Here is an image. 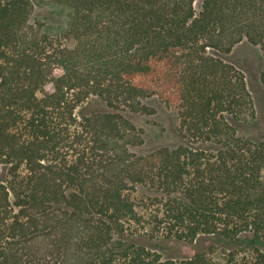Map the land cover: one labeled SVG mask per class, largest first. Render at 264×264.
Wrapping results in <instances>:
<instances>
[{
    "label": "trees",
    "instance_id": "trees-1",
    "mask_svg": "<svg viewBox=\"0 0 264 264\" xmlns=\"http://www.w3.org/2000/svg\"><path fill=\"white\" fill-rule=\"evenodd\" d=\"M58 1L52 34L0 0V264H264V140L239 134L254 98L222 57L264 52V0ZM92 96L110 110L79 115ZM150 97L183 142L138 154L126 112ZM143 236L213 240L164 258Z\"/></svg>",
    "mask_w": 264,
    "mask_h": 264
},
{
    "label": "rangeland",
    "instance_id": "rangeland-1",
    "mask_svg": "<svg viewBox=\"0 0 264 264\" xmlns=\"http://www.w3.org/2000/svg\"><path fill=\"white\" fill-rule=\"evenodd\" d=\"M34 12L32 21H44L46 29L52 34L65 30L71 20V10L68 5L58 0H33ZM202 0H197L199 10ZM222 57L241 68L247 77L248 86L252 92L255 105V115L247 121L238 124L239 134L256 140H264V52L259 45L248 40L238 43L231 53ZM145 103L154 109L153 113L126 112L127 117L144 129V142L132 148L138 154L148 153L161 147H176L183 142L177 129V118L174 110L158 97L145 99ZM109 107L99 97L92 96L77 109L79 115L94 112L109 111ZM264 179V169L262 171ZM6 179V170L0 172V181ZM140 242L160 251L164 258H181L194 254L206 248L213 240L204 237L198 243L189 245L178 239H150L143 236Z\"/></svg>",
    "mask_w": 264,
    "mask_h": 264
}]
</instances>
